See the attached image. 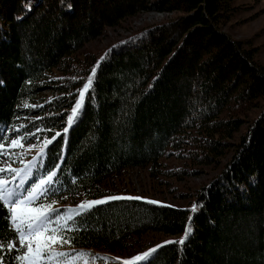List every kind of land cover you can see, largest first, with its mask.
<instances>
[{
	"label": "trees",
	"instance_id": "1",
	"mask_svg": "<svg viewBox=\"0 0 264 264\" xmlns=\"http://www.w3.org/2000/svg\"><path fill=\"white\" fill-rule=\"evenodd\" d=\"M232 3L0 0V129L24 143L10 150V159L0 156V165L8 159L21 175L26 168L32 173L20 188L15 173L0 178L26 196L25 189L58 165L55 183L46 185L49 195L34 206L48 203L61 214L83 201L124 197L68 221L56 264L70 263L56 253L80 252L88 255L75 264H122L117 258L157 245L151 264H264V66L246 42L222 30ZM144 12L174 17L89 51V44ZM93 68L92 85L69 125ZM55 132L61 136L45 148ZM169 159L189 168L165 171ZM197 167L217 174L187 195L185 207L126 199L135 190L120 182L135 168L155 177L197 173ZM7 215L0 206V242L18 239ZM186 225L191 231L180 245ZM20 254L6 244L0 250L3 264H22Z\"/></svg>",
	"mask_w": 264,
	"mask_h": 264
},
{
	"label": "snow or ice",
	"instance_id": "2",
	"mask_svg": "<svg viewBox=\"0 0 264 264\" xmlns=\"http://www.w3.org/2000/svg\"><path fill=\"white\" fill-rule=\"evenodd\" d=\"M71 7V5H69ZM96 72V69H92V74L87 77L85 83H83L82 88L79 89V98L76 100V103L71 108V114L67 116L68 124L70 125L73 122L74 117L77 115L82 99L85 93L92 85L93 76ZM0 83H3L0 81ZM62 131L66 134L68 131L67 127H63ZM58 136H61V132H55L51 138H45L44 145L45 148L48 144H51L52 141L56 140ZM16 147H24L23 137H10L5 134L4 129H0V156L11 158L12 153L11 149ZM45 148H41V155L45 154ZM8 159L3 161V164L0 165V173L5 171H10L20 177V184L17 185V188L23 187L25 180L32 175L31 169L26 168L21 171L14 169L8 164ZM58 165L53 164L52 167L47 169L46 175L39 180L38 183L32 185V187L25 189L27 195H23L15 188L7 187L8 181L0 178V206L7 209L8 215L5 217L10 220L12 226L15 228L19 244L21 248L25 247L26 251H23L22 254L17 255L16 259L21 261L22 264H41V261L48 258L44 255L47 250L49 242L55 243L59 241L60 243H67L68 241L63 239L62 229L69 228L68 221L73 220L74 216L82 215L92 209L95 205L103 204L106 200H119L124 199V197L109 196L103 200H90L81 202L76 209H67L63 214L59 213L57 210L49 211L51 204L41 203L39 206H34L35 202L40 197H47L49 195V188L46 185H51L55 183V177L57 175L55 169ZM126 199H141V197H126ZM55 203V201H52ZM151 204H157V201H149ZM198 205L194 203L191 206L192 211H196ZM61 221H64L61 224ZM74 222V221H73ZM191 229L189 226H185L184 235L180 238L178 243L183 245L185 240L188 238ZM15 239V238H14ZM164 243H177L174 241H165ZM6 247L11 251L15 244L13 241L0 242V250ZM161 247L157 245L155 248H150L145 252L139 253L135 256H132L128 259L117 258L122 260V264H151L152 259H154V254L156 249ZM88 254L80 252L76 253L75 257L70 256L68 253H56L58 257H67L68 261L71 264H75V260L81 257H85ZM94 260L104 259L105 257H93ZM0 264H3L2 258H0ZM87 264V261H85Z\"/></svg>",
	"mask_w": 264,
	"mask_h": 264
},
{
	"label": "rangeland",
	"instance_id": "3",
	"mask_svg": "<svg viewBox=\"0 0 264 264\" xmlns=\"http://www.w3.org/2000/svg\"><path fill=\"white\" fill-rule=\"evenodd\" d=\"M232 7L234 12L222 30L232 39L246 42L249 49L254 50L256 53L258 63L264 66V0H233ZM172 17L174 16L156 12L141 13L123 23L121 27L110 30L104 37L89 44L88 49L89 51L100 52L107 48L109 44L130 36L132 31L140 27ZM163 163H166L162 167L165 171H174L179 167L189 168L183 164L184 162L175 159H169L163 161ZM194 169L200 171L189 174L187 170L179 176L159 172V176L152 177L148 169L135 168L126 171L120 182L134 189L133 195L135 197L146 196L149 201L161 200L163 204L185 207L188 206L187 195L192 194L195 189L206 184L210 178L217 174L214 167H197ZM17 191L21 193V190L17 189ZM52 208L53 206L49 211ZM13 243L15 244L13 249L27 250V242H25L24 248L20 247L19 239ZM59 243V241L48 243L47 250L44 253L48 258L42 260L41 264H56L54 262V251L60 245Z\"/></svg>",
	"mask_w": 264,
	"mask_h": 264
},
{
	"label": "built area",
	"instance_id": "4",
	"mask_svg": "<svg viewBox=\"0 0 264 264\" xmlns=\"http://www.w3.org/2000/svg\"><path fill=\"white\" fill-rule=\"evenodd\" d=\"M31 2H33V0H30Z\"/></svg>",
	"mask_w": 264,
	"mask_h": 264
}]
</instances>
